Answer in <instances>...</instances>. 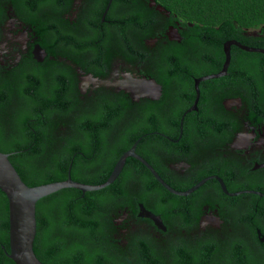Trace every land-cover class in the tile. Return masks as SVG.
<instances>
[{
  "label": "flooded vegetation",
  "instance_id": "obj_1",
  "mask_svg": "<svg viewBox=\"0 0 264 264\" xmlns=\"http://www.w3.org/2000/svg\"><path fill=\"white\" fill-rule=\"evenodd\" d=\"M231 23L185 21L160 0L2 6L0 77L28 67L36 75L28 81L58 79L60 103L75 107L68 119L76 129L65 133L91 154L76 151L71 180L102 184L136 143L110 184L122 192L121 205L110 208V241L126 252L120 264L264 262V84L241 73L233 55H264L241 49L264 50V26ZM226 44L229 63L217 76ZM142 79L158 85L157 99L139 94ZM82 118L103 123L87 132ZM159 122L177 128L135 130Z\"/></svg>",
  "mask_w": 264,
  "mask_h": 264
},
{
  "label": "trees",
  "instance_id": "obj_2",
  "mask_svg": "<svg viewBox=\"0 0 264 264\" xmlns=\"http://www.w3.org/2000/svg\"><path fill=\"white\" fill-rule=\"evenodd\" d=\"M8 1L0 0V11ZM160 3L185 21L205 16L210 19V26L231 25L233 28L232 21L241 28L264 26V0H160ZM237 51L244 57H253L256 64L251 66L249 58L237 55ZM233 55L236 59L239 57L236 67L241 73L264 84V55L239 49ZM158 68L164 69L163 66ZM22 71L9 79L0 77V152L9 154L10 163L29 187L66 180L72 164L77 168L80 163L76 151L87 145L74 144L73 135L65 133L76 129L68 119L75 107L60 103L58 93L62 83L58 79L40 83L34 79L28 81V77L36 75L28 74V67ZM28 88L33 91L30 96ZM80 122L87 132L103 123L83 118ZM131 125L128 123L130 133ZM149 126L172 131L176 130L177 122H170L169 126L166 122L146 123L142 130L137 124L135 130L141 133ZM85 149L90 156L88 147ZM102 192H106L105 195L101 196ZM121 195L120 190L110 185L85 193L74 188L62 189L40 199L35 207L33 243L38 260L44 264H120L126 252L115 241H110V228L114 225L110 208L115 209L118 201V207L121 205ZM8 233V202L0 191V264H14L6 255Z\"/></svg>",
  "mask_w": 264,
  "mask_h": 264
},
{
  "label": "water",
  "instance_id": "obj_3",
  "mask_svg": "<svg viewBox=\"0 0 264 264\" xmlns=\"http://www.w3.org/2000/svg\"><path fill=\"white\" fill-rule=\"evenodd\" d=\"M158 10L163 8L158 7ZM239 46V45H238ZM240 47V46H239ZM241 49L246 51H257L264 54V50L248 49L242 47ZM225 63L221 73L217 76H221L225 73V70L229 63V44L224 46ZM216 76V77H217ZM213 78L209 76L206 79ZM142 86L140 93L149 96L152 94V99L158 98L159 87L154 81L142 79L136 83L135 87ZM138 88V87H137ZM137 88H127V92L130 93L131 97L136 98ZM195 110V105L188 110ZM182 120L180 121V130L182 129ZM136 143L130 148L129 151L125 152L117 161L110 176L105 182L99 185H84L78 182L72 181L68 177L64 181L53 182L44 185H38L29 187L27 186L18 175L15 168L10 163L8 156L0 152V191L5 194L8 202V213H9V252H6L7 257L14 264H44L38 260L34 251L33 243L36 235V218H35V207L36 203L53 193H56L62 189L74 188L82 193L99 191L108 187L122 170L125 158L127 156H133ZM183 193L182 195H186Z\"/></svg>",
  "mask_w": 264,
  "mask_h": 264
}]
</instances>
